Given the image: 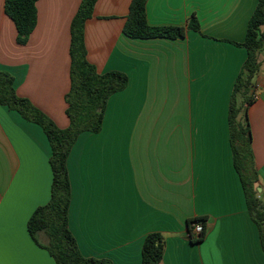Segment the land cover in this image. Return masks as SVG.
I'll use <instances>...</instances> for the list:
<instances>
[{"label":"crops","instance_id":"0c3cea01","mask_svg":"<svg viewBox=\"0 0 264 264\" xmlns=\"http://www.w3.org/2000/svg\"><path fill=\"white\" fill-rule=\"evenodd\" d=\"M132 0H98L86 21L87 60L99 73L121 72L127 87L110 96L101 131L72 146L68 226L84 257L141 264L152 232L164 239L161 264H264L257 225L235 169L229 108L243 71L246 38L258 0H148L153 27H183L175 39L124 33ZM0 0V70L60 129L69 126L71 24L81 0H38L26 44ZM200 30L191 27L192 18ZM252 102L255 184L264 205V43ZM51 147L43 129L0 105V262L56 264L27 224L51 197ZM260 189V190H259ZM205 219V236L188 224ZM42 244L45 236L39 238Z\"/></svg>","mask_w":264,"mask_h":264},{"label":"trees","instance_id":"16d2710c","mask_svg":"<svg viewBox=\"0 0 264 264\" xmlns=\"http://www.w3.org/2000/svg\"><path fill=\"white\" fill-rule=\"evenodd\" d=\"M38 0H6V14L14 21L17 41L26 44L37 23ZM98 0H81L80 7L71 24V87L66 95V114L69 126L58 128L43 112L28 99L17 95L14 77L0 70V105L18 112L22 118L39 125L51 147L50 166L53 174L51 197L47 204L38 207L30 217L27 228L34 241L48 251L56 264H111L109 260L84 257L68 226L71 201V183L67 168L70 150L83 132L101 131L107 102L113 94L124 90L128 77L121 72L99 73L87 60L85 24L94 12ZM148 0H132L126 17L124 33L131 38H170L185 35L183 27H153L146 16ZM191 27L199 31L195 17ZM264 43V0H258L248 24L244 43L238 44L247 50L243 71L234 85L229 108L230 143L235 169L240 177L246 196L248 211L258 227L264 251V205L258 197L255 184L257 171L251 151V130L246 112L237 103V97L245 99L247 107L252 102L255 76L259 71L258 55ZM204 224L205 219H200ZM195 220L189 221L188 230ZM205 227V226H204ZM40 236L47 242L42 244ZM205 236L204 232L199 241ZM164 255V239L159 233H149L142 245L141 264H161Z\"/></svg>","mask_w":264,"mask_h":264},{"label":"built area","instance_id":"2783aa9c","mask_svg":"<svg viewBox=\"0 0 264 264\" xmlns=\"http://www.w3.org/2000/svg\"><path fill=\"white\" fill-rule=\"evenodd\" d=\"M204 229L205 227L203 222L195 220V222L191 224V230H188V238L190 240L200 239V236L204 232Z\"/></svg>","mask_w":264,"mask_h":264},{"label":"snow or ice","instance_id":"6c2138e0","mask_svg":"<svg viewBox=\"0 0 264 264\" xmlns=\"http://www.w3.org/2000/svg\"><path fill=\"white\" fill-rule=\"evenodd\" d=\"M0 244H2V236H0ZM2 264V262H0Z\"/></svg>","mask_w":264,"mask_h":264},{"label":"water","instance_id":"95a60500","mask_svg":"<svg viewBox=\"0 0 264 264\" xmlns=\"http://www.w3.org/2000/svg\"><path fill=\"white\" fill-rule=\"evenodd\" d=\"M260 190V189H259Z\"/></svg>","mask_w":264,"mask_h":264}]
</instances>
